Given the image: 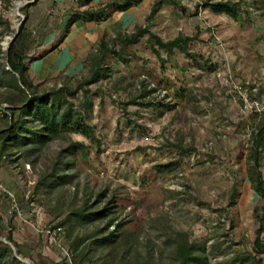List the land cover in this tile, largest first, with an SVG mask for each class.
I'll return each mask as SVG.
<instances>
[{
    "label": "rangeland",
    "instance_id": "1",
    "mask_svg": "<svg viewBox=\"0 0 264 264\" xmlns=\"http://www.w3.org/2000/svg\"><path fill=\"white\" fill-rule=\"evenodd\" d=\"M109 1L0 0V241L25 264H78L75 236H91L88 245L110 231L129 239L115 264L127 247L125 264H178L185 242L199 264H264V200L248 176L252 136L264 116V0H225L239 4L237 17L212 11L206 0H142L125 24L122 12L102 22L79 19L106 26V39L138 26L165 41L197 35L188 49L198 61L179 49L156 53L145 34L114 43L97 78L87 56L72 69L61 66L58 47L71 19ZM99 41L85 44L88 54ZM11 42L34 83L64 88L92 136L64 134L28 155L5 147L11 106L1 69H9ZM73 142L83 144L68 169L75 176L55 186L44 177ZM260 169L264 177V152ZM111 200L109 216L59 226L86 203L94 212Z\"/></svg>",
    "mask_w": 264,
    "mask_h": 264
},
{
    "label": "trees",
    "instance_id": "2",
    "mask_svg": "<svg viewBox=\"0 0 264 264\" xmlns=\"http://www.w3.org/2000/svg\"><path fill=\"white\" fill-rule=\"evenodd\" d=\"M142 0H110L102 8L97 10H84L83 13L77 14L70 21V25L82 19L84 21H103L111 16L113 12L127 11ZM212 11L217 13H225L231 17H237L239 14V4L232 1L225 0H206L204 3ZM161 5V1L155 2L152 7L151 16H153ZM69 31V30H68ZM149 34L152 38V45L156 53L165 50L167 53H172L174 49H179L186 53L192 60L198 61L197 54L188 49V44L197 39L195 36H178L174 39L165 41L160 36L151 32L147 26H138L131 34L122 35L118 33L113 39L101 38L97 49L92 50L86 58V64L91 63V79L98 77V72L102 65V56L109 51H113L116 42L133 44L140 40L142 36ZM1 54V47H0ZM7 63L9 69L4 67L1 69L2 85L9 88L5 98L11 107H9V121L6 128L7 136L5 138V147H24L26 155L35 151L38 147L48 144L52 140L59 138L64 134L80 133L84 136L90 137L93 134L91 127L81 119L75 117L80 115L76 112L72 102L67 100V96L63 93L64 88H41L42 83H34L33 79L29 76L28 67L24 60V55L16 52L14 42H11L8 49ZM41 89V90H40ZM90 108L93 104L89 103ZM83 144L81 142H73L63 147L55 160V164L51 168L50 173L44 179L52 178L53 185L60 186L67 184L72 180L74 174L68 173V169L72 164L75 151L81 149ZM264 152V116L260 119L256 131L252 136V145L249 153V160L253 162L252 167L248 171L249 179L252 183L254 190L264 200V177L261 171V155ZM61 163H64L61 164ZM114 200L108 202L104 209L94 212H86L89 208L87 203L83 205L79 211L71 212L59 226L68 225L69 229L73 226L83 225L84 223L100 220L103 217L109 216L112 213ZM112 221V220H111ZM110 221V222H111ZM87 237L77 235L72 241V251L74 260L78 264L90 263L95 264H115L116 254L118 247L122 244L126 246L129 244L122 234L117 231H110L105 236L99 237L88 245ZM12 240L11 235L8 237ZM257 242L259 239L257 238ZM95 245V249L92 248ZM108 249L105 255H96L95 251L99 249ZM125 249V248H124ZM95 250V251H93ZM192 245L187 242L179 244L177 253L179 256L178 264H199L202 259L201 256L193 253ZM130 247L123 250L120 259V264H125V260L129 255ZM94 252V253H93ZM264 252V249L260 251ZM13 249L0 241V264H25L15 257H12ZM98 254V251H97ZM257 264H262L260 259Z\"/></svg>",
    "mask_w": 264,
    "mask_h": 264
},
{
    "label": "crops",
    "instance_id": "3",
    "mask_svg": "<svg viewBox=\"0 0 264 264\" xmlns=\"http://www.w3.org/2000/svg\"><path fill=\"white\" fill-rule=\"evenodd\" d=\"M135 7L122 12L120 15L118 14L117 17H121L122 21L125 20L123 24L129 21L128 17L130 18V13ZM115 14V13H114ZM128 19V20H127ZM102 22V21H101ZM95 23V22H92ZM91 23V24H92ZM98 23L95 25H88L87 22L78 21L76 22L66 37L64 38L62 44H60V49L58 47V51L60 50V65L63 67H67L72 69L75 67L77 62L83 60L84 57L87 56L89 50L85 49V44L89 43L92 39L93 40H100V38H105V34H107L106 26L101 27ZM90 39V40H88ZM58 51H56L58 53ZM78 56H84L81 60H78Z\"/></svg>",
    "mask_w": 264,
    "mask_h": 264
},
{
    "label": "built area",
    "instance_id": "4",
    "mask_svg": "<svg viewBox=\"0 0 264 264\" xmlns=\"http://www.w3.org/2000/svg\"><path fill=\"white\" fill-rule=\"evenodd\" d=\"M0 187H2V185L0 184ZM57 229H61V227H58Z\"/></svg>",
    "mask_w": 264,
    "mask_h": 264
}]
</instances>
